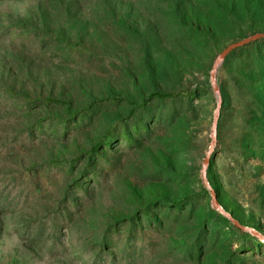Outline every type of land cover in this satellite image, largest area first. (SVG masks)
<instances>
[{
    "label": "rangeland",
    "instance_id": "374dc122",
    "mask_svg": "<svg viewBox=\"0 0 264 264\" xmlns=\"http://www.w3.org/2000/svg\"><path fill=\"white\" fill-rule=\"evenodd\" d=\"M256 32L264 0H0V264H264V40L210 138Z\"/></svg>",
    "mask_w": 264,
    "mask_h": 264
},
{
    "label": "water",
    "instance_id": "95a60500",
    "mask_svg": "<svg viewBox=\"0 0 264 264\" xmlns=\"http://www.w3.org/2000/svg\"><path fill=\"white\" fill-rule=\"evenodd\" d=\"M264 37V32H256L253 33L252 35H249L247 37H244L242 39H239L235 42H232L230 44H228L225 48L222 49V51L217 55L211 69L209 72V76H210V84L212 89L214 90V92L216 93L217 97H218V101H217V105L214 109L213 112V123H212V127H211V145H213L215 143L216 140V120L219 116V111H220V107H221V97H220V93H219V88L216 84L215 81V73H216V69L219 66V64L222 62V60L225 58V56L232 50L239 48L245 44H248L252 41L258 40L260 38ZM209 160V155H206L204 158V163L208 162ZM211 203L213 208L218 209L221 213H223V215H225L232 223H234L237 227L239 228H246L249 231H251L253 234L258 235L259 234L252 229L251 227H245L242 226L235 218L232 217V215L228 212H226L225 210H223V208L221 207V205L219 204L216 194L213 190H211Z\"/></svg>",
    "mask_w": 264,
    "mask_h": 264
},
{
    "label": "trees",
    "instance_id": "16d2710c",
    "mask_svg": "<svg viewBox=\"0 0 264 264\" xmlns=\"http://www.w3.org/2000/svg\"><path fill=\"white\" fill-rule=\"evenodd\" d=\"M210 8H209V10L211 11V12H216V11H224V13L226 12V13H228V12H230V8H229V10H227V5L226 6H224V8L222 7V6H218L216 3H210L209 5H208ZM231 7H234V5L232 4V5H230ZM264 39H258V40H255V41H252V42H250V43H248V44H245V45H243V46H241V47H239V49H246L247 47H255V49H256V47L261 43V41H263ZM238 49V48H237ZM256 52H260V49H258L257 48V50H255ZM261 59V62H263V60H264V58L263 57H261L260 58ZM179 94L180 93H175V94H173V93H156V97L159 99H161V98H172V99H178V97H179ZM188 95V97H191V94H187ZM187 95H186V97H187ZM181 99H184V98H181ZM179 100H180V98H179ZM95 264H103L102 262H100L98 259L97 260H95V262H94Z\"/></svg>",
    "mask_w": 264,
    "mask_h": 264
}]
</instances>
